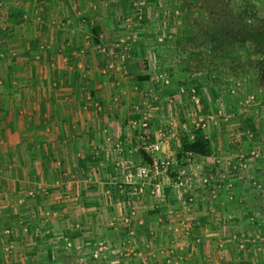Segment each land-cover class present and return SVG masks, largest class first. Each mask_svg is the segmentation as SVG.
I'll return each instance as SVG.
<instances>
[{
    "label": "crops",
    "instance_id": "1",
    "mask_svg": "<svg viewBox=\"0 0 264 264\" xmlns=\"http://www.w3.org/2000/svg\"><path fill=\"white\" fill-rule=\"evenodd\" d=\"M134 1L3 0L0 264H80L79 258L74 257L77 253H73L90 255L94 245L86 246L103 238L122 243L113 252L117 257L112 264H132L128 262L130 255L140 260L138 264H182L184 259L185 264H195L199 255L214 262L221 254L216 248L226 246L223 241L231 235L222 226L226 207L234 208L235 216L240 218L258 204L255 198L245 210L234 204L236 198L227 204L225 194L220 202H211L218 188L202 187V202L189 207L180 198L173 207H187V222L192 228L178 231L173 222L179 218L170 213V203L175 202H170L168 195L157 199L150 196L151 185L145 188L143 196L130 186L119 187L120 168L133 165L130 161L141 162L138 153L129 152V146L140 143V135L145 133L133 129L131 120L144 115L152 118L145 130L149 137H158L161 128L172 132L171 126H160L157 121L162 105L172 102L169 92L158 90L165 87L155 79L154 68L158 67H154L146 51H138L134 56L136 47L144 45L147 51L150 49L146 40L142 41V35L147 34L145 27L128 24ZM165 8L160 7L161 13ZM165 19L155 24V29L160 32L162 28L160 33L172 32V40L161 50L172 64L164 60L162 66L175 74L182 61L186 59L192 65L191 60L196 57L187 58L185 51H178L173 33L176 26L170 22L172 18ZM125 36L132 39L130 51L134 58L103 73L100 67L109 58L97 54V46L113 44ZM159 57L165 59V55ZM195 60L199 62L198 58ZM220 89L216 113L210 115L205 110L204 115H194L188 125L195 127L201 118L204 126L198 128L203 130L213 116L214 121L221 123L223 119L238 123L245 119L242 104L235 103L236 109L230 111L227 89ZM177 128L178 132L164 136H173L178 142L186 125L181 123ZM203 133L212 144V154L192 156L184 166L194 175L200 173L192 170L196 164L220 174L226 166L219 159L231 154L225 134L214 127L211 134ZM171 191L170 188V194ZM238 193L235 190L237 198ZM182 196L187 202V194ZM166 237L175 241L174 245L169 244L171 248L163 246ZM142 238L158 240L159 243L154 242L158 247L150 248L147 244L148 248L136 250L130 246L131 241ZM177 239H186L184 251ZM67 243L70 249L66 248ZM110 253L98 260L107 261Z\"/></svg>",
    "mask_w": 264,
    "mask_h": 264
},
{
    "label": "rangeland",
    "instance_id": "2",
    "mask_svg": "<svg viewBox=\"0 0 264 264\" xmlns=\"http://www.w3.org/2000/svg\"><path fill=\"white\" fill-rule=\"evenodd\" d=\"M151 2V3H150ZM155 2V4L153 3ZM250 5H252L256 10L264 11V0H248ZM148 7H147V16L145 19V29L147 30L145 35H142V41L143 39L146 40V45L149 46V50H146V47L144 48V45L142 47L134 48V56L136 57L139 52L146 51L149 54V57L151 60L154 61V67H161L163 65L164 60L168 61L170 64H172L171 58L164 52L163 50L165 44L167 45L169 41L172 40V32L167 31L165 33L171 34L170 39H164L162 42H158L157 37L161 31L158 32L155 28V24L159 25V21H162L165 19L163 17V13H161L160 7H166L165 9H173L177 6L178 0H148ZM164 10V9H163ZM155 13H158L157 16H155ZM166 20V19H165ZM173 20V21H172ZM179 21V16H176L175 18H172L170 22H173L174 25L177 27ZM205 21V20H203ZM206 22V21H205ZM176 31V28H175ZM175 31L173 33L175 34ZM143 33V32H142ZM152 35V36H151ZM113 44L108 45H101L106 46L107 48L110 47ZM166 48V47H165ZM98 50V48H96ZM95 50V51H96ZM132 50V48L130 49ZM142 50V51H141ZM150 50L152 52H150ZM133 51L127 58V60H132L134 58ZM102 54L97 51V54ZM150 53H153L152 57ZM181 53L184 54L183 51ZM180 53V54H181ZM165 55V59H160L159 56ZM101 57V56H99ZM103 60V58L101 57ZM196 59V58H195ZM192 58V65H190L191 69L190 72H182V70H179L176 68L175 74H171L172 83L168 86L164 85L158 87V90L161 89L162 92H169V96L171 97L172 102L167 101L166 104L162 105V110L158 114V124L160 126H171L172 132H176L178 130V124L185 123L187 126L189 123H192V120L194 119V115H204L205 110H208V113H216L215 109V103H217V96L218 92L221 90H224V88L227 89V92L229 94L228 97L230 102L227 101V105H231V108L233 112V109H236L235 103L242 104L244 107V111H242V115L245 118L244 120H241L239 123L238 121H235L234 119L228 122L227 120L223 119L224 123H221L219 120L214 121L215 117L213 116V120H210L208 122L207 127H204L203 131L210 132L213 130V127L216 128L217 131H221L225 134V139L228 144V150L231 153L228 157L225 159L223 158L222 161L219 159V162H224L223 165L230 166L232 168V171L227 175L226 182L231 183V187L228 189L225 188V184L223 182H220V187L226 190L225 193H221L219 188L218 192L217 190L213 193V197L211 202H220V199L223 198L222 194H225V198L227 199V204H230L229 202H233L234 198L236 202L234 204L237 205V207H243V209L247 210L248 204L250 202H254V199H257L258 204L249 212L244 213V215L240 218L235 216L234 208L228 209L226 207L225 211H227L224 215H226V218L223 219L224 223L222 226L228 231L226 233H229L228 237H226L227 241H223V244L226 246H218L216 248V251L221 252V254L218 257V260L212 261V259H208V257L202 255L197 256L196 263L195 264H264V89L259 87L253 78L252 75V68L254 69L255 63H253L251 66H249V70H247L241 75L233 74L234 70L236 69V72L241 71L242 67L240 68L237 66L236 68L231 67L232 64H227L228 66H225L222 68V65L215 66L217 61H221V58H215L213 56L212 58L206 57L205 60L202 62H196V60ZM128 61L126 62L128 64ZM125 63V64H126ZM161 63V65L159 64ZM214 63V64H213ZM160 65V66H158ZM103 67H100V70ZM233 68V69H232ZM157 69V68H154ZM106 73V72H105ZM178 76H177V74ZM183 73L182 76H180ZM103 74V73H102ZM105 75V74H104ZM235 78H242L243 84L241 87V90L235 94H231L228 89L229 83L235 79ZM183 83V84H180ZM180 85H183L184 87L188 88L190 86H194L197 90V96L199 99L198 103L193 102L190 99V96L187 94V89L185 88V91L183 93H180L178 90V87ZM198 85V87H196ZM261 91H260V90ZM252 95L253 98L250 99L249 96ZM224 99H227L224 97ZM163 100V99H162ZM150 101V100H149ZM166 102V101H165ZM162 103H164L162 101ZM239 104V105H240ZM100 105V104H99ZM238 108V107H237ZM168 110V113L166 112ZM228 113L229 111H225ZM235 112V110H234ZM239 112L236 111V114ZM211 115V114H210ZM235 115V114H234ZM243 117H240L243 118ZM221 118H224L221 117ZM153 120L152 118H149V122L151 123ZM171 124H170V122ZM221 123V126L218 125ZM158 125V126H159ZM157 127L156 129H158ZM218 128H220L218 130ZM172 132H168V130L161 128L158 137L157 136H151V140H158L163 148L162 156L166 157L170 161L169 168L162 174V176L158 179L159 186L155 188L152 183H148L145 185V188L151 185L150 190V196H154L157 198H162L164 196L170 199V203L172 204V208L174 206H177V200L182 198L184 200V203L189 204L188 206L191 207L194 203L202 202L203 201V191H202V177L204 175V165L198 164L199 167H202V169H199V167L196 169L192 165V170L199 171L197 175L190 174L192 171H187L186 167L182 163H178L175 160V152L177 150V142L176 139L173 138V136H170L169 134ZM178 132V131H177ZM165 133H169V136H164ZM232 142V143H231ZM135 145L139 144L134 143ZM133 144V145H134ZM232 148V149H231ZM133 154V153H132ZM137 154V153H134ZM218 160V159H217ZM229 161V164L226 163ZM134 166L131 170L128 171V173H131L127 175V170L123 167L120 168L118 171L120 178L119 183L122 182V186H130L131 190L133 191V187L136 186L137 182V175H136V165L142 164V162L137 161L133 162L130 161ZM245 163L244 168L241 170L239 169V163ZM126 163V162H125ZM140 163V164H139ZM217 163V164H220ZM127 164V163H126ZM216 164V167H217ZM121 166V164H119ZM179 166V167H178ZM185 167V168H184ZM185 169V173L190 175L192 177L191 183L189 186L191 189H193L197 194V200L196 202H185V197L182 195L180 197L176 196V190L174 191L172 188L171 194L169 193L170 189V182H173L174 180L179 181V178L183 177V175L178 173V170ZM220 181V176L218 177ZM129 179V181H128ZM223 180V179H222ZM221 180V181H222ZM132 181V182H131ZM218 181V180H217ZM218 181V182H219ZM260 184L261 188H257L255 184ZM223 184V185H222ZM210 186L213 188L212 184L207 185V187ZM144 188L143 192L138 193L144 195V192L147 190ZM128 190V189H127ZM235 190H237L239 193V197L237 198L235 196ZM240 190L242 192L240 193ZM154 191V192H151ZM134 192V191H133ZM166 192V193H165ZM136 193V192H135ZM237 195V196H238ZM170 197V198H169ZM177 198V199H176ZM187 199V197H186ZM256 202V201H255ZM151 203V202H149ZM153 203V202H152ZM160 203V202H157ZM180 204L182 205L181 201ZM226 204V202H224ZM234 207V206H233ZM187 207L183 206L179 209H172V212H170L172 215L174 214L176 218H179L178 221H174L175 224L174 227H177L178 231H187V229L192 230L190 227L191 225L189 222H187L188 211ZM237 214V212H236ZM224 218V217H223ZM166 226V225H165ZM172 226V225H171ZM106 229H108V225H104ZM121 229V227H120ZM165 229V228H164ZM173 229V227H171ZM230 229V230H229ZM165 230H169L168 226H166ZM236 230H238L236 232ZM106 230H104L105 232ZM106 234V233H105ZM166 237L163 241V246L167 244H175L172 239L167 240ZM123 241V240H122ZM178 244L183 245V251L185 250V246H187L185 243L186 239H177L176 240ZM90 242V241H89ZM154 242L159 243L158 240H150L148 238H142V240H134V242L131 241L130 246H135L136 250L142 248H155L158 247ZM171 242V243H170ZM99 243H103L107 246V250L104 254H101L97 259H93L91 257V254H83L81 252L75 251L73 254H75L74 257L79 258L80 264H112V262L115 260V250H118L119 246H121L120 243L110 240L107 241V239L103 240H93L90 242V244L86 247L93 246L92 250L98 246ZM125 246V245H124ZM127 246V245H126ZM71 246H69L68 249H70ZM126 248V247H125ZM171 248V246H169ZM111 249V250H110ZM111 251L109 254V258L107 261H101L98 260L102 258L103 255L107 256L106 254ZM224 252V253H223ZM229 253V256H228ZM117 254V253H116ZM218 256V255H217ZM228 256V257H227ZM225 257L227 259L224 261ZM131 258L128 260L132 264H138L140 262L139 259H136V257L129 256ZM135 258V259H133ZM186 260L184 259L182 261V264H185ZM115 262V261H114ZM149 264H151L150 261H148Z\"/></svg>",
    "mask_w": 264,
    "mask_h": 264
},
{
    "label": "trees",
    "instance_id": "3",
    "mask_svg": "<svg viewBox=\"0 0 264 264\" xmlns=\"http://www.w3.org/2000/svg\"><path fill=\"white\" fill-rule=\"evenodd\" d=\"M175 8L179 10V21L174 43L178 51H185L187 58L196 57L199 62L206 57L221 58L215 66L242 67L239 72L232 68L236 75L246 74L255 62L263 64L264 11L256 10L248 0H178ZM190 69L189 61H182L180 70L187 73ZM177 141L175 160L183 165L192 156L212 154L210 140L202 129L192 125L181 130ZM138 155L142 163H151L143 151Z\"/></svg>",
    "mask_w": 264,
    "mask_h": 264
},
{
    "label": "built area",
    "instance_id": "4",
    "mask_svg": "<svg viewBox=\"0 0 264 264\" xmlns=\"http://www.w3.org/2000/svg\"><path fill=\"white\" fill-rule=\"evenodd\" d=\"M2 6H3V0H0V18L2 16L1 15ZM147 7H148L147 0H135L133 4L134 10L132 14L127 18L128 24L130 26L134 25L135 27L145 26V19L147 16ZM162 13H163L162 14L163 17L167 19L175 18L176 16H179V10H177L176 8L165 9ZM157 15L158 13H155V16ZM165 38L170 39L171 34L165 33V32L161 33L157 37V40L158 42H162L164 41ZM130 40L132 39L129 38V36H125V37L118 38L115 42H113V45H111L108 48L106 46H101V45L97 46L98 52L102 53V55L108 56L109 58L105 66L102 68L103 73L109 70L118 69L120 65H124L127 62V58L130 54V49H131ZM155 79L160 84L166 85V86L172 83L170 72L164 66H161L156 69ZM242 84H243L242 78L233 79L228 85L229 92L231 94H235L239 92L241 90ZM185 88L186 87H184L183 85H180L178 87V90L180 93H183L185 91ZM186 89H187L186 92L188 96H190V99L193 102L198 103L199 99H198L197 90L195 89V87L190 86ZM249 98L252 99L253 96L250 95ZM148 120H149V116L144 115L141 118L132 119L130 122L131 127L133 129H136L138 131H144L145 134L140 135L141 141L139 144L129 146V152L138 153L139 151H143L151 159L150 164L142 163L140 165L135 166L136 170H133V171H136V175L138 177L136 186L133 187V191L136 193L143 192L145 185L148 183L149 184L152 183L153 186H155V188L158 187L159 186L158 179L162 176V174L170 166V161L166 157L162 156L163 148H162L161 143L158 140H155V141L151 140L150 137L146 135L145 130L147 129L148 124H149ZM203 126H204L203 121L200 118L199 121L196 122L195 127L198 128V127H203ZM226 163L229 164V161H227ZM244 165L245 163L243 162L239 163V169L240 170L242 169L240 167L244 168ZM132 167L134 166H131V165L123 166V168L127 170V173L129 170L132 169ZM198 167H199L198 165L194 166V168L196 169ZM199 169H202V167H199ZM232 169H236V168L226 166L225 168H223V171L220 174H217L215 173V171L207 170L206 168H204V171H203L204 175L201 179L202 186L206 187L207 185L212 184L213 187L219 188L220 182H223L225 184V188L228 189L229 187H231L232 184L229 182H226V180L227 178H229L227 177V175L230 173V171H232ZM178 173L183 175V177L182 178L180 177L179 181L174 180L173 182H170L171 183L170 188H172L174 191L177 189L176 190L177 197H180L183 194H187V199H186L187 202H196V200L198 199L197 194L189 186V184L191 183L192 177L190 175L183 174L185 173V169L178 170ZM129 174L131 173H128L127 175ZM190 174H194V173L192 172ZM219 176H220V181L218 178ZM122 182L119 183L120 185L119 187L122 186ZM255 186L257 188H261V185L259 183L255 184ZM151 192H154V191H151ZM69 246L70 244L67 243L66 248L68 249ZM106 250H107V246L103 243H99L98 246L92 250L91 257L93 259H97L101 254H104Z\"/></svg>",
    "mask_w": 264,
    "mask_h": 264
},
{
    "label": "flooded vegetation",
    "instance_id": "5",
    "mask_svg": "<svg viewBox=\"0 0 264 264\" xmlns=\"http://www.w3.org/2000/svg\"><path fill=\"white\" fill-rule=\"evenodd\" d=\"M254 69L252 68V75L257 85L264 89V61L263 64L255 62ZM260 90V89H259ZM260 90V91H261Z\"/></svg>",
    "mask_w": 264,
    "mask_h": 264
}]
</instances>
